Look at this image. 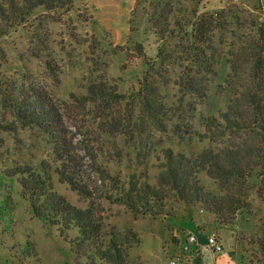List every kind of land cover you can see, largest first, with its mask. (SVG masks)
Segmentation results:
<instances>
[{"label": "trees", "instance_id": "obj_1", "mask_svg": "<svg viewBox=\"0 0 264 264\" xmlns=\"http://www.w3.org/2000/svg\"><path fill=\"white\" fill-rule=\"evenodd\" d=\"M76 1L0 0V38L41 21L40 12L57 18L70 13ZM81 2L87 9V0ZM141 3L136 0L126 44L115 47L128 61L144 63L137 92L126 97L106 82L94 83L87 95L71 94L67 115L40 87L20 83L9 93L15 116L44 130L56 159L54 166L41 162L0 177V218L5 209H13L16 183L33 217L61 232L77 263L139 264L132 262L131 252L141 238L133 229L107 232L93 204L76 207L55 191L53 175L79 197L121 206L134 217L157 219L173 201L202 208L229 227L250 211L252 196L264 203V22L254 20L257 30L246 38L240 35L243 12L235 4L220 2L213 8L208 0H192L194 7L188 9L184 0H145L147 23L159 41L153 59L134 40L140 29L133 19ZM222 65L228 73L218 83ZM168 86L176 91L170 105L161 93ZM214 96L227 98L225 108L202 115L203 132L194 130L200 106ZM69 113L74 118L95 114L100 137H121L138 165L157 163L156 180L138 173L139 167L124 177L102 167L89 172L70 138ZM169 133L180 141L177 148L157 145L155 138ZM188 138L209 145L194 149L188 143L186 148ZM254 243L252 253L241 257L247 264H264V222Z\"/></svg>", "mask_w": 264, "mask_h": 264}, {"label": "rangeland", "instance_id": "obj_2", "mask_svg": "<svg viewBox=\"0 0 264 264\" xmlns=\"http://www.w3.org/2000/svg\"><path fill=\"white\" fill-rule=\"evenodd\" d=\"M141 1L133 19L135 26L140 29L134 40L143 43L145 55L155 59L159 41L147 23L145 8L148 7L143 3L145 0ZM258 1L261 2L223 1L235 4L242 10L240 35L243 37L248 38L256 32L254 20L258 18L257 22H264V10H259ZM75 5L74 10L60 14L58 18L40 12L41 21L32 20L24 29L12 31L7 37L0 38V177L24 166H39L41 162L54 166L53 161L56 159L44 130L37 125L23 123L15 116L9 93H13L16 84L24 83L44 89L65 115V104L70 103L71 94L87 95V87L91 84L106 82L126 97L139 89L138 81L145 71L143 61H128L125 53L115 49L126 44L131 32L126 38L122 31L105 30V25L93 20L91 9L82 7L81 0H77ZM184 5L188 9L194 7L192 0H184ZM210 6L219 8L220 4ZM122 9V15L117 16V19L124 22L127 15ZM96 13L99 17L98 11ZM123 22L120 24L118 21L120 29L127 27ZM227 73L228 67L222 65L217 82L222 83ZM3 90L7 91L6 95ZM161 93L167 104L175 101L173 86L162 87ZM226 100V97L214 96L207 104L200 106L192 120L194 130L203 132L200 117L224 109ZM95 116L91 113L74 118V114L69 113L70 120H67L70 138L79 155L85 158L89 172L102 167L124 177L139 167L138 173H146L156 180L159 173L157 163L150 161L149 164L138 165L134 155H128L129 150L121 137H100L94 125ZM166 122L169 121L166 119ZM171 136V133L158 135L155 138L157 145L162 142V146L177 148L180 141L173 140ZM187 140L186 148L188 143L194 149L209 145L207 140L203 143L196 138ZM204 180L207 187H214L209 180ZM52 181L55 191L74 206L86 209L93 204L98 209L99 218L104 220L107 232L135 230L140 235L141 244L132 250L131 260L139 264H170L171 259L178 254L172 249V243L179 242L173 235L178 230L175 224L177 219L183 220L186 210H189L193 220L197 216L213 218L217 225L215 235L218 236V231L222 230L225 240H232V247L238 248L239 255L245 254L246 257L252 253L255 238L260 234L264 222V203L256 195L250 198V211L243 212L233 225L226 227L220 226L216 218L202 208L187 207L173 201L169 203L165 214L157 219L134 217L121 206L79 197L54 175ZM13 186V209H5L0 218V264H84L85 261L77 263L71 245L61 232L33 217L29 204L20 196V186L16 183ZM261 187L264 191V182ZM193 220L192 223H195ZM193 225L196 232V226ZM202 237L207 239L208 232Z\"/></svg>", "mask_w": 264, "mask_h": 264}, {"label": "crops", "instance_id": "obj_3", "mask_svg": "<svg viewBox=\"0 0 264 264\" xmlns=\"http://www.w3.org/2000/svg\"><path fill=\"white\" fill-rule=\"evenodd\" d=\"M208 1L212 4H217L225 0ZM135 3L136 0H87L86 2L87 6L91 9L93 20L96 23L105 25V30L108 31H122L125 33L126 38L128 37L130 31L129 21L131 19L132 11L135 7ZM261 3L262 9L264 10V0H261ZM122 8H124L127 15L124 22L122 19H117V16L122 15ZM97 11L99 13V17H97ZM118 21H120V24H122V22L126 23L127 27L125 29H120V24H118ZM124 43L120 45H123ZM202 217L203 216H197L193 220L189 210H186L184 216L182 217L183 220L178 221L179 219H177V224L175 225L178 226V230H176L173 235L178 238L179 242L175 241V243H172V249H175L174 253L176 254L181 252L182 248L187 245L189 246L191 252H196L192 263L188 264H247L242 259L241 254L239 255L238 248L234 249L232 247L234 246L233 241L231 240V242H227L225 240V235L223 234L222 230L218 231V237L221 242L223 251L219 254H215L211 251L208 246V239L210 236L216 234V221L213 218ZM192 220L195 223H192ZM193 224H195L196 226V232H194L193 230ZM176 232H178V234H176ZM205 232H208L207 239L202 237V234H204ZM189 236L196 237V244L192 246L187 244Z\"/></svg>", "mask_w": 264, "mask_h": 264}, {"label": "built area", "instance_id": "obj_4", "mask_svg": "<svg viewBox=\"0 0 264 264\" xmlns=\"http://www.w3.org/2000/svg\"><path fill=\"white\" fill-rule=\"evenodd\" d=\"M188 245H194L196 244V237L195 236H189L187 240ZM208 246L211 249V251L215 254H219L223 251L221 242L219 240V237L217 235H212L208 239ZM196 255L195 251H190L189 246H185L182 248L181 252L175 255L170 261V264H188L192 263L194 257Z\"/></svg>", "mask_w": 264, "mask_h": 264}]
</instances>
